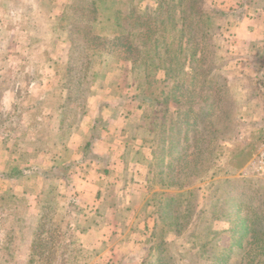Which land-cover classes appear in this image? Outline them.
I'll return each mask as SVG.
<instances>
[{
    "label": "rangeland",
    "instance_id": "1",
    "mask_svg": "<svg viewBox=\"0 0 264 264\" xmlns=\"http://www.w3.org/2000/svg\"><path fill=\"white\" fill-rule=\"evenodd\" d=\"M157 2L31 0L18 11L16 20L27 30L18 42L16 34L0 32V264H97L94 242H81L88 209L74 192L80 180L70 176L83 177L88 162L107 166V157L92 154L97 149H108L115 169L123 162L141 165L131 236L116 264H222L229 258L264 264V165L256 166L264 150V35L249 40L245 33L262 17L252 15L245 0L228 10L221 5L229 0H203L212 20L200 27L212 49L197 58L212 61L208 72L200 62L192 77L189 68L183 73L167 63L144 79L138 58L152 59V52H133L137 62L131 63L120 57L113 37L123 15L129 38L136 41L144 29L150 43ZM121 8L118 17L114 10ZM199 119L212 138L200 164ZM91 123L97 124L94 137L103 128L112 135L108 145H82L75 137ZM11 168L18 173L7 175ZM250 223L256 238L250 229L245 237L254 248L237 254ZM67 224L74 229L70 246L60 237Z\"/></svg>",
    "mask_w": 264,
    "mask_h": 264
},
{
    "label": "crops",
    "instance_id": "2",
    "mask_svg": "<svg viewBox=\"0 0 264 264\" xmlns=\"http://www.w3.org/2000/svg\"><path fill=\"white\" fill-rule=\"evenodd\" d=\"M29 1L31 0H0V32L7 30L16 34L17 37L15 35L14 40L17 42L18 34L20 37V33L27 30L22 28L21 23L17 22L16 18L23 14L20 13L22 11L21 9L27 5ZM229 1L228 6H226V4L221 6L227 7L228 10V8L232 7L238 0ZM255 14L260 15L262 19L260 20L257 16L256 18L258 21H256V18L251 19L257 23H254L253 26L249 27L245 32L246 38L249 40L262 38L264 35V9L254 8L252 15ZM250 15L242 18L241 21H244ZM17 44L15 43L13 46L16 47L18 46ZM31 109H34V107H31ZM87 128L91 129L90 132L92 134L94 129L97 128V124H88ZM89 129H83V127H81L80 130H77V134H75V137H79V141L81 140L80 143H82V145L88 142L108 145L107 143L111 141L112 135H110L108 131H105V128H103L104 133L98 135L99 137H94L92 134L93 138L91 137L90 141L89 136L88 139L86 138V131ZM94 151L96 153L92 154H95V157H107V166L99 167L92 161L93 163L88 162L87 164L90 168L87 170L86 168L84 169L86 173L83 177L75 179V176L70 174L71 177H74L75 182L76 180H80L81 182L74 190L81 204L80 206L89 210H87L88 220H84V218L80 220L79 228L83 229V233L85 232L83 238L81 237V242L83 244V241L86 242L87 239L94 242L93 246L97 251V264H116L118 263L116 261L118 260V255L123 248V241L131 236V225L128 223V219L133 213L131 209L135 208L138 204L135 191L132 189L134 186L138 187L142 185L140 181V183H136L137 172L135 170L136 168H140L139 166L141 165L139 162L135 161H130L128 163L123 162V168L115 169L113 166L110 167L115 157L108 149H105V154L104 150L102 151L103 153L98 149ZM128 208L131 211L128 210ZM127 214L128 216L125 217ZM144 219V221H146L147 217H144ZM147 228L148 226L144 223L142 231L146 232L145 229Z\"/></svg>",
    "mask_w": 264,
    "mask_h": 264
},
{
    "label": "trees",
    "instance_id": "3",
    "mask_svg": "<svg viewBox=\"0 0 264 264\" xmlns=\"http://www.w3.org/2000/svg\"><path fill=\"white\" fill-rule=\"evenodd\" d=\"M106 1V0H101ZM203 0H158L157 7L155 11V15L153 17L154 20V28L152 41L149 43V41L146 39L148 35H146L147 31L144 29H140L138 33H136V41L131 40L128 36V30H127V23L125 21V18L122 17L124 11L123 9H115L114 14L120 16V21H118L120 25V29L117 31V33L114 35L113 39L117 40L119 43L120 50V57L122 59L132 62H137L136 60V53L137 50L141 51V49L152 52V59L147 57L146 59H139L140 61L137 62L140 73L145 76V78H149L147 71L157 70V69H168L169 63H174L175 66L178 68L177 71L183 72L186 70V68H189V71L192 72V77L196 75V68L198 70L199 66L201 64H204V70L208 72L209 66L211 64V60H208L205 57L197 58V53L201 56L205 54L206 57L211 55V41H208V32L207 29H202L200 26H210L212 16L207 14V12L203 11L202 6ZM247 1L248 5L253 8H261L264 9V0H245ZM105 3V2H104ZM94 4V1L91 2V5ZM143 19L142 17H140ZM144 20V19H143ZM201 36V42L199 41V37ZM98 38V36H97ZM185 38V39H184ZM207 38V41L204 42V40ZM210 38V37H209ZM168 39H170L168 41ZM175 43V44H174ZM174 44V46H172ZM189 45L188 47H186ZM187 51V52H186ZM208 54V55H207ZM212 55H214L217 58L222 57L221 55L216 56V52L213 51ZM259 56V55H258ZM190 59L191 63H187ZM201 62V64H200ZM168 63V65H166ZM151 76V75H150ZM195 80V79H194ZM193 81V80H192ZM146 82V81H145ZM215 84L219 89L224 87V84L221 81H214ZM178 86V85H176ZM189 88V86H188ZM192 89V88H191ZM223 89V88H222ZM194 91V90H193ZM186 93H191V90H186ZM200 97H202L201 101L205 102L208 101L207 98L209 95H204L200 93ZM223 100V96L219 95L217 101L221 102ZM214 100H211L210 106H214ZM223 102V101H222ZM189 111V110H188ZM205 112V119H209V116L211 115V112L208 110V105H206V108L204 109ZM214 112V111H213ZM182 117H187V114L184 113ZM198 129L200 130V138L196 139L194 144L196 142H199L197 144V148H199L197 155L195 156L196 160L200 162L206 161V159L201 156L205 149L209 146V140L208 136L210 135V131L207 129V126L203 125V129H201L200 124L202 123V119L198 120ZM206 129L207 132L204 133L203 130ZM209 131V132H208ZM204 141L203 147L200 148L199 144L200 142ZM194 153L190 152L188 154V157ZM188 160V158H186ZM186 160V161H187ZM194 160V159H191ZM186 161H183L182 166L184 165ZM180 165V166H181ZM11 171V172H9ZM8 171L7 175H12V173L17 174L18 171L16 168H11ZM246 219V218H245ZM254 224L250 223L247 225L246 232H243V242L242 246L238 249H235V253L241 252V250H244V253H250L251 250H253L254 246H250V243H248V239H246L245 236H247V231L250 229L251 233L253 232V238H256V234H254ZM66 237L64 234V231L62 232L61 238H65V242L67 246H70L73 242V232L74 229L71 227V225H66ZM246 250V252H245ZM69 250L67 251V253ZM66 255V253H65ZM209 257V256H207ZM232 259L229 258L227 260H224L222 264H233ZM205 260V259H204ZM198 264H202L198 263ZM205 264V263H204Z\"/></svg>",
    "mask_w": 264,
    "mask_h": 264
},
{
    "label": "built area",
    "instance_id": "4",
    "mask_svg": "<svg viewBox=\"0 0 264 264\" xmlns=\"http://www.w3.org/2000/svg\"><path fill=\"white\" fill-rule=\"evenodd\" d=\"M263 165H264V150H261L256 161V166L262 168Z\"/></svg>",
    "mask_w": 264,
    "mask_h": 264
}]
</instances>
